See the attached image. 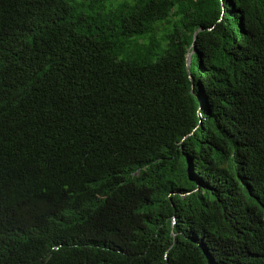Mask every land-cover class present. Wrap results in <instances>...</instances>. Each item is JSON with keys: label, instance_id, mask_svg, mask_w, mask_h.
Masks as SVG:
<instances>
[{"label": "trees", "instance_id": "16d2710c", "mask_svg": "<svg viewBox=\"0 0 264 264\" xmlns=\"http://www.w3.org/2000/svg\"><path fill=\"white\" fill-rule=\"evenodd\" d=\"M0 264H264V0H0Z\"/></svg>", "mask_w": 264, "mask_h": 264}, {"label": "water", "instance_id": "95a60500", "mask_svg": "<svg viewBox=\"0 0 264 264\" xmlns=\"http://www.w3.org/2000/svg\"><path fill=\"white\" fill-rule=\"evenodd\" d=\"M192 52H194V50ZM190 61H191V54H188V59H187V69L188 70H189V66H190Z\"/></svg>", "mask_w": 264, "mask_h": 264}]
</instances>
